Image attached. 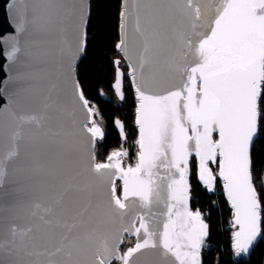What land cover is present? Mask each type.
<instances>
[{
    "label": "water",
    "instance_id": "1",
    "mask_svg": "<svg viewBox=\"0 0 264 264\" xmlns=\"http://www.w3.org/2000/svg\"><path fill=\"white\" fill-rule=\"evenodd\" d=\"M193 2L204 14L200 21H193L185 0H123L124 43L119 49L131 66L135 92L139 86L147 95H163L186 82L185 69L194 67L198 57L182 37L197 45L199 35L208 32L213 9L221 0ZM90 10L91 0H0V169L6 172L0 182V264H96L105 242L121 253L125 236H134L135 244L145 238L143 229L139 237L135 232L141 223L154 233L152 239L158 247L134 254L131 264H179L173 255H164L159 246L165 223L169 224L170 243L179 245L184 264H191L190 256H183L194 251L188 247L187 237L198 234L201 224L206 225L202 214L191 206L194 156L189 158L185 177L186 203L169 199L167 184L179 179L175 169L152 170L155 191L148 204L139 196L129 195L123 200L124 180L116 169L102 170V174L92 170L94 163H100L96 148L101 138L93 141L86 128L92 127L95 108L89 103L94 109L89 114L75 91L76 85L82 91L77 66L85 54ZM116 61L119 64L115 63L113 89L123 101L126 75L121 57ZM121 73L122 99L115 88ZM199 86L197 77V90ZM136 98L138 108L137 92ZM116 120L123 124L122 139L126 140L125 125L120 118ZM217 138L214 133L213 139ZM13 152L16 155L9 159ZM217 162L219 157L207 165L213 176ZM251 175L256 188L252 150ZM220 178L224 188L225 181ZM140 179L147 177L141 174ZM113 184L115 195L126 204L124 210L112 204ZM224 193L228 199L225 188ZM228 201L233 209L235 244L236 233L247 225L236 223L235 209ZM170 205L174 206L169 214ZM197 212L199 219L194 218ZM259 228L255 243L240 255L248 256L262 237L261 202ZM204 231L207 233V227ZM205 243L206 235L195 250L199 264Z\"/></svg>",
    "mask_w": 264,
    "mask_h": 264
},
{
    "label": "snow or ice",
    "instance_id": "2",
    "mask_svg": "<svg viewBox=\"0 0 264 264\" xmlns=\"http://www.w3.org/2000/svg\"><path fill=\"white\" fill-rule=\"evenodd\" d=\"M185 7L191 11L193 21L201 20L204 14L193 0H185ZM213 11L214 18L208 32L199 35L197 45L193 46L191 39L182 37L198 57L194 67L185 69V83L163 95H147L136 87L140 100L136 109L140 131L136 166L125 170L116 158L127 153L113 152L107 157L109 163H94L92 170L102 174V170L116 169L124 180L123 200L129 195L139 196L148 204L155 191L152 170L160 167L175 169L179 179H172L167 184L169 199L186 203L188 185L185 177L189 172V158H198L199 179L212 190L216 177L207 165L219 157V177L225 181L224 188L235 209L236 223L247 225L246 229L236 233L234 247L236 254L240 255L248 252L260 235V200L252 183L251 150L254 139L258 135L264 137V0H221ZM123 43L122 40L117 47ZM80 50L83 51L82 46ZM115 63L119 64V61ZM122 75H118L115 84L121 99L119 76ZM197 77L200 80L198 90L195 87ZM75 91L87 112L92 114L94 109L84 99L78 85ZM115 125L123 137V124L116 120ZM86 131L93 141L103 138L99 127H87ZM214 133L217 139H213ZM14 155L16 153H10L9 159ZM113 160L115 163H111ZM141 174L147 179H140ZM5 175V170L0 169V182ZM110 191L113 206L124 210L126 204L115 195L114 184ZM173 206H169V214ZM199 216V212L194 214L195 219ZM206 227L201 224L198 234L187 237L188 247L194 251L183 256H190L191 264H199L195 250L199 249L200 240L206 235ZM141 229L145 238L122 254L105 242L98 251L96 264H111L113 259L131 264L134 254L158 247L156 240L152 239L154 233L149 232L144 223L135 229L137 236ZM159 246L164 255L171 254L179 264H184L179 245L170 243L168 223L163 225Z\"/></svg>",
    "mask_w": 264,
    "mask_h": 264
},
{
    "label": "trees",
    "instance_id": "3",
    "mask_svg": "<svg viewBox=\"0 0 264 264\" xmlns=\"http://www.w3.org/2000/svg\"><path fill=\"white\" fill-rule=\"evenodd\" d=\"M123 0H91L87 25L85 54L77 66V76L88 102L97 105L106 121V133L97 141V160H106L112 148L124 141L115 121L125 125L127 139L134 148L139 137L136 124L137 98L133 84H126L125 98L119 100L113 89L116 77L115 58L120 57L117 45L121 42V14ZM128 143V142H127ZM253 182L262 207V237L248 256L237 255L231 229L233 209L224 193L223 183L217 179L209 190L198 179L197 159L191 161V206L202 214L207 225L206 248L202 250V264H264V137L257 136L252 148ZM120 192V189H119Z\"/></svg>",
    "mask_w": 264,
    "mask_h": 264
},
{
    "label": "rangeland",
    "instance_id": "4",
    "mask_svg": "<svg viewBox=\"0 0 264 264\" xmlns=\"http://www.w3.org/2000/svg\"><path fill=\"white\" fill-rule=\"evenodd\" d=\"M118 56L121 57L120 65L123 68L125 75H126V84H131L132 83V77H131V73H130L131 72V66H130L129 62L125 59V57L122 55L121 51H120V54H118ZM92 107L95 108V114H94V119L90 125L92 127L93 126H95V127L100 126L104 132V135H105V133L107 131L105 118L102 116L97 105L92 104ZM138 140H139V137H137V139L135 140L134 148L132 147V145L128 139L125 140L121 145L112 148L111 151L109 152L108 156L113 152H126L127 155L120 156V161L122 162V164L124 166H129V167L134 168L138 162V160H137V153L139 151V145L137 144ZM98 162H103V161L98 160ZM213 170H214V176L216 177V179L213 182V188H214L217 179L221 180V178L219 177V163L218 162L216 165H213ZM263 186H264V184H263ZM119 189H121L120 182L117 184V190L119 191ZM204 223H206V222H204ZM135 242H136V239L134 236H129V235L125 236L123 244L121 246V253L125 252L128 248L133 247ZM206 246H207V242L205 243L204 248H206ZM111 264H122V262L114 259Z\"/></svg>",
    "mask_w": 264,
    "mask_h": 264
},
{
    "label": "flooded vegetation",
    "instance_id": "5",
    "mask_svg": "<svg viewBox=\"0 0 264 264\" xmlns=\"http://www.w3.org/2000/svg\"><path fill=\"white\" fill-rule=\"evenodd\" d=\"M104 137V136H103ZM126 140H127V138H126ZM123 141H125L124 139H123ZM108 157V156H107ZM118 159L120 160V157H118ZM106 160H107V158H106ZM105 160V161H106ZM105 161H103V162H105ZM101 163V162H100ZM124 166V165H123ZM125 168H127V167H129V166H124Z\"/></svg>",
    "mask_w": 264,
    "mask_h": 264
}]
</instances>
